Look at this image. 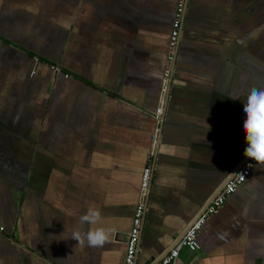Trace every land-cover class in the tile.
I'll return each instance as SVG.
<instances>
[{"label": "crops", "instance_id": "0c3cea01", "mask_svg": "<svg viewBox=\"0 0 264 264\" xmlns=\"http://www.w3.org/2000/svg\"><path fill=\"white\" fill-rule=\"evenodd\" d=\"M176 7L0 0V264H124L148 165L136 264H154L225 186L247 147L243 102L264 89V0H188L158 142ZM89 206L116 229L103 247L68 238ZM198 241L174 264H264V168Z\"/></svg>", "mask_w": 264, "mask_h": 264}, {"label": "built area", "instance_id": "2783aa9c", "mask_svg": "<svg viewBox=\"0 0 264 264\" xmlns=\"http://www.w3.org/2000/svg\"><path fill=\"white\" fill-rule=\"evenodd\" d=\"M187 0H177V7L175 11L174 20L172 22V28L170 33V54L169 58L173 61L175 48L179 43L181 36V27L183 23V17L186 10ZM56 68V66H53ZM166 74H169V68L166 70ZM163 113V103L157 107L154 112V118L156 119V127L154 132V140L160 130V123ZM257 164L256 161L248 159V161L241 166L238 171L230 178L225 184L222 190L213 198L205 210L196 218L192 225L188 228L181 240L158 262L155 264H174L177 260L182 248L186 247L189 250L195 251L199 248L198 237L202 232L206 220L214 213L218 212L219 209L224 205L227 198L234 193L237 188L248 178L251 173L252 167ZM151 167L148 165L144 168L142 174V182L140 188V197L132 225L128 231L126 239V253L124 264H135L136 254L138 251V243L140 240L141 226L143 222V216L145 213V198L147 195V189L149 187L151 179ZM2 230L3 227L0 226Z\"/></svg>", "mask_w": 264, "mask_h": 264}, {"label": "clouds", "instance_id": "9594fccd", "mask_svg": "<svg viewBox=\"0 0 264 264\" xmlns=\"http://www.w3.org/2000/svg\"><path fill=\"white\" fill-rule=\"evenodd\" d=\"M233 100H241L239 95L230 96ZM245 120L243 131L247 147L244 155L254 161L260 168H264V89L249 90L246 102H243ZM102 212L99 208L89 206L80 216V227L73 228L68 238L88 247H103L109 242L115 227L101 223ZM85 225H99L95 229L83 230ZM67 238V239H68Z\"/></svg>", "mask_w": 264, "mask_h": 264}, {"label": "water", "instance_id": "95a60500", "mask_svg": "<svg viewBox=\"0 0 264 264\" xmlns=\"http://www.w3.org/2000/svg\"><path fill=\"white\" fill-rule=\"evenodd\" d=\"M188 2V0H187ZM184 18V17H183ZM182 29H183V24H182V27H181V35H182ZM179 44V43H178ZM177 51H178V45L176 46L175 48V55H174V59H173V69H172V72L170 74V80H169V84H168V91H167V97H166V102L164 104V108H163V113H162V116H164V113L166 111V106H167V102H168V96H169V93H170V87L172 85V82L174 80L173 78V72H174V66H175V62H176V57H177ZM161 120L163 121V119L161 118ZM159 132L161 133V129L159 130ZM160 133H159V136H158V142H159V137H160ZM248 157H246L245 155L238 161V163L235 165V167L231 170L230 172V175L228 176L227 180L225 181V184L230 180V178H232V176L238 171V169L243 166L247 161H248ZM151 183V181H150ZM149 183V187L147 189V201H146V204H145V208L147 207V204H148V198H149V193H150V184ZM220 189V188H219ZM219 189L217 192H214L210 197L209 199L206 201V203H204V205L201 207V210L195 215V217H193L191 219V221L188 223V225L183 229V231H181V233L179 234V236H177L174 240V243H172V245L169 247V249L165 252H161L154 260H155V263L158 262L160 259H162L180 240L181 238L184 236V234L186 233V231L188 230V228L192 225V223L196 220V218L205 210V208L209 205V203L213 200V198L219 193ZM143 223H144V219H143V222H142V226H141V229L143 227ZM154 263V264H155ZM136 264V262H135Z\"/></svg>", "mask_w": 264, "mask_h": 264}]
</instances>
